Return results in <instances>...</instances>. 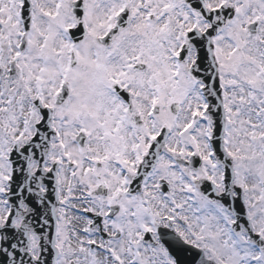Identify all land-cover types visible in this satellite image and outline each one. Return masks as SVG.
Returning <instances> with one entry per match:
<instances>
[{"label":"snow or ice","instance_id":"snow-or-ice-1","mask_svg":"<svg viewBox=\"0 0 264 264\" xmlns=\"http://www.w3.org/2000/svg\"><path fill=\"white\" fill-rule=\"evenodd\" d=\"M0 264H264V0H0Z\"/></svg>","mask_w":264,"mask_h":264}]
</instances>
